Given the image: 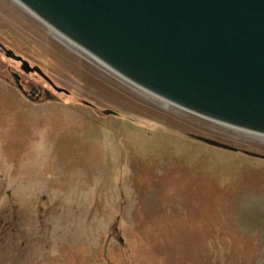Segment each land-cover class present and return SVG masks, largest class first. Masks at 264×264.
Masks as SVG:
<instances>
[{
	"label": "rangeland",
	"instance_id": "1",
	"mask_svg": "<svg viewBox=\"0 0 264 264\" xmlns=\"http://www.w3.org/2000/svg\"><path fill=\"white\" fill-rule=\"evenodd\" d=\"M0 42L44 71L0 50V264H264V134L145 90L17 0Z\"/></svg>",
	"mask_w": 264,
	"mask_h": 264
},
{
	"label": "water",
	"instance_id": "2",
	"mask_svg": "<svg viewBox=\"0 0 264 264\" xmlns=\"http://www.w3.org/2000/svg\"><path fill=\"white\" fill-rule=\"evenodd\" d=\"M17 1L145 90L264 134V0Z\"/></svg>",
	"mask_w": 264,
	"mask_h": 264
},
{
	"label": "flooded vegetation",
	"instance_id": "3",
	"mask_svg": "<svg viewBox=\"0 0 264 264\" xmlns=\"http://www.w3.org/2000/svg\"><path fill=\"white\" fill-rule=\"evenodd\" d=\"M0 50L1 51H5V53H7V54H9L8 53V51H7V49H5V47L4 46H0ZM19 61H21V67H22V69L23 70H25V71H28L27 70V65L22 61V60H19ZM15 77H17V80H18V83L20 84V88L21 89H23V85H21L22 83H21V79H22V75L21 74H18V73H16L15 75H14ZM38 90V88L37 87H34L33 89H32V91H29L31 94H33V93H35L36 91ZM39 92H40V89H39ZM29 94V93H28ZM40 94V93H39Z\"/></svg>",
	"mask_w": 264,
	"mask_h": 264
}]
</instances>
